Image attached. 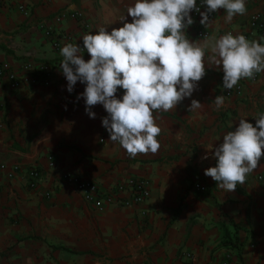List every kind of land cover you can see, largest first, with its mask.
<instances>
[{"label": "crops", "instance_id": "crops-1", "mask_svg": "<svg viewBox=\"0 0 264 264\" xmlns=\"http://www.w3.org/2000/svg\"><path fill=\"white\" fill-rule=\"evenodd\" d=\"M133 3L0 0V65L20 79L12 88L11 80L0 76V264H264V156L234 191L205 175L216 165L213 152L224 133L234 131L240 118L255 126L264 112V72L257 81L241 79L243 94L226 96L222 65L211 63V44L228 32L250 40L264 36L250 26L254 13L264 18V0H246V14L230 23L224 9L206 24L190 14L194 23L184 31L191 42L206 46V74L191 97L173 110L154 113L161 147L135 158L110 141L102 126L103 105H95L96 116L89 117L80 96L86 85L77 81L72 92L67 90L63 57L45 34L47 27L68 33L63 45L77 44L87 61L83 35L122 27L123 16L131 22L127 7ZM62 10H81L83 18L58 21ZM32 74L47 76L50 83L34 84L27 80ZM123 92L118 88L117 98ZM218 95L224 97L220 108L214 101ZM193 99L202 106L190 111ZM15 165L20 170L9 177ZM31 167L45 174L35 189L28 185ZM65 173L91 179L106 191L129 177H143L151 195L136 205L98 212L60 180Z\"/></svg>", "mask_w": 264, "mask_h": 264}, {"label": "clouds", "instance_id": "clouds-1", "mask_svg": "<svg viewBox=\"0 0 264 264\" xmlns=\"http://www.w3.org/2000/svg\"><path fill=\"white\" fill-rule=\"evenodd\" d=\"M204 12L196 0H134L127 7L131 22L108 32L99 27L96 34H84L83 46L90 54L85 60L77 44L66 43L60 49L61 71L72 92L77 81L84 83L80 94L90 118L92 108L103 105L107 116L102 126L110 141L119 143L129 157L156 154L161 145L157 137L161 128L154 113L173 110L193 91L206 74L205 47L191 42L185 29L194 23L190 12H199L201 24L209 14L224 9L225 22L247 12L246 0H203ZM264 36L248 39L228 32L211 44V63L223 68V88L231 90L241 79H253L264 72ZM118 88L124 90L117 98ZM79 98V97H78ZM220 108L224 97L218 95ZM193 99L189 110L201 108ZM216 165L205 169V175L223 190L234 191L244 184L264 156V112L256 117L255 126L244 118L234 131H226L223 142L213 152ZM207 158V155L204 157Z\"/></svg>", "mask_w": 264, "mask_h": 264}, {"label": "built area", "instance_id": "built-area-1", "mask_svg": "<svg viewBox=\"0 0 264 264\" xmlns=\"http://www.w3.org/2000/svg\"><path fill=\"white\" fill-rule=\"evenodd\" d=\"M197 6L200 8L201 12L206 10V5L203 3V0H196ZM190 14L195 18H199L201 15L199 12L195 10L191 11ZM67 18L79 19L83 18V12L81 10L76 11H67L62 10L56 15V19L62 21ZM216 18V12L209 14V21ZM251 28H257L262 34H264V18L262 13L256 12L253 14L250 20ZM45 34L49 38H51L52 44L55 49L60 50L64 40H70V36L66 32L55 30L54 28L47 27L45 29ZM199 36L208 37V32L199 31L197 33ZM246 36V35H245ZM247 37V36H246ZM30 68V67H28ZM42 70V69H41ZM44 71V70H43ZM0 76L8 77L11 80L12 88H18L20 84L19 77L16 74L6 67L5 65H0ZM260 75L257 73L252 81H257ZM223 81V76H222ZM30 82L37 84L39 82H43L44 84H49L50 81L47 76L42 75H31L30 78H27ZM246 82L240 80L236 86H234L231 90L224 89L226 96H234L243 94L246 89ZM123 95V94H122ZM122 95L119 98H122ZM1 105V104H0ZM50 159V167L54 166L53 156L49 157ZM2 169L6 168L5 164L1 165ZM20 170L18 165L13 166L10 171L7 173L9 177L13 176L17 171ZM28 175V185L31 188H37L38 185L42 182L45 177V174L38 167H31L27 170ZM259 179H263V175H259ZM64 183L73 185L76 190L82 195L84 200L92 204L93 208L98 212L106 211L109 206L112 205H121V206H132L139 204L146 200L151 195L150 190V182L148 179L143 177H129L127 178L123 184H120L113 191H106L100 187V185L91 180L84 178L75 173H65L60 178ZM124 193H128L127 196H124ZM127 197V198H125ZM191 258H189L190 260Z\"/></svg>", "mask_w": 264, "mask_h": 264}]
</instances>
